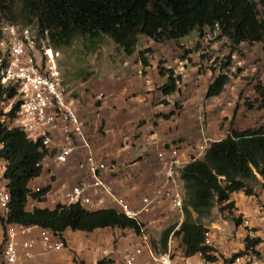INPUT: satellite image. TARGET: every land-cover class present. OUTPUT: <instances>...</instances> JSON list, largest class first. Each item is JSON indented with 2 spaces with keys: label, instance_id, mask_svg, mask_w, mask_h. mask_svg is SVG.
<instances>
[{
  "label": "trees",
  "instance_id": "1",
  "mask_svg": "<svg viewBox=\"0 0 264 264\" xmlns=\"http://www.w3.org/2000/svg\"><path fill=\"white\" fill-rule=\"evenodd\" d=\"M19 2L21 15L28 20L25 27H35L40 34L47 31L50 44L55 49L70 45L80 36L93 41L109 36L127 56H132L138 51L139 60L144 68L143 74H147L145 69L150 65L148 54L154 52V49L146 47L137 50L141 36H146L157 43H166L186 38L196 30L209 28L218 31L217 38L227 39L230 52L226 56L227 61L221 65L220 72L209 83L206 98H213L224 91L232 74L230 67L234 59L233 54L242 52L241 44L261 43L264 49V14L262 15L258 8V3L264 7V0H19ZM8 9L7 0H0V13L7 12ZM188 52L184 49L181 58L187 59ZM158 72L166 77V81L159 87L164 96L181 90L179 86L183 78L181 73H177L172 67H165L162 61L158 64ZM255 90L262 97L260 106L263 107V83L255 84ZM15 93V88H3L0 85V116L1 103L14 97ZM162 102L169 104L166 98ZM246 105L251 108L248 100ZM19 107L20 102H17L10 112L11 117L16 114ZM237 109L238 106L235 113ZM175 114V110H172L170 113L161 112L158 116L168 120ZM175 143H181L182 147V141ZM0 144L2 145L0 154L10 162L7 176L12 196L9 217L11 222L21 226L38 225L49 229L53 235L62 237L65 242L63 233L68 228L92 232L98 228L119 227L131 228L137 234L141 233L145 226L143 222L113 207L89 210L79 203H58L53 209L34 207L28 210L29 200L33 198L44 201L51 190V185L48 184L42 191L33 193L32 198L30 197L31 181L41 176L43 172L42 162L46 150L42 141H34L19 127H9L1 121ZM172 144L169 142L165 147L169 148ZM256 171L264 178V125L241 130L232 129L226 137L211 142L202 156L190 159L181 172L185 187L186 216L178 229L174 230L175 226H169L163 231L161 238L163 248L167 249L168 239L174 232L180 237L187 255L201 251L207 260L216 261L218 256L211 253L213 248L204 244L205 234L209 228L202 219L211 216L216 204H219L222 212L226 210L232 212L235 207V200H230L233 193L242 191L247 196L256 195L250 185V180L257 178ZM263 200L264 194L258 203H263ZM192 211L197 213L199 221L192 219ZM243 214L242 212L237 217V224L241 223ZM258 243L259 240L245 237L244 249L239 253H233L232 257L256 253ZM110 262H112L110 259L104 258L99 260L98 264ZM77 264L86 262L81 260Z\"/></svg>",
  "mask_w": 264,
  "mask_h": 264
},
{
  "label": "rangeland",
  "instance_id": "2",
  "mask_svg": "<svg viewBox=\"0 0 264 264\" xmlns=\"http://www.w3.org/2000/svg\"><path fill=\"white\" fill-rule=\"evenodd\" d=\"M7 5L9 6L8 11L0 13V33L3 32L4 27L10 24L19 25L20 29L28 24V20L21 15L19 0H7ZM258 8L263 15L264 7L258 3ZM218 35V31L205 28L201 31L196 30L186 38L166 43H157L146 36H141L137 50L146 47L154 49V52L148 54L150 65L147 70L145 69L149 73L148 77L151 82L148 85L150 87H144L147 85V83L143 84L146 81V74H143V70L140 73V67H143V65L137 52L132 56H127L124 50L119 48L109 36H103L98 41L80 36L70 45L59 48V65L65 85L68 86L71 97L77 100L78 112L84 122L85 131L89 135L94 154L100 159L107 160L110 166L113 164L117 167L123 165L125 169L134 168L132 177H138L140 175L138 174L140 173L139 170L142 168L135 164L139 160L135 150L143 143L141 141H144L143 139L146 138L147 134L158 129L157 119L162 118L158 116L159 113L162 111L170 113L175 110L176 114L173 115V118L177 119L178 116H181L186 107L184 104L186 103L188 107L191 104L189 97L186 98L187 93L192 90L193 93L198 94L201 85L208 81L211 74L218 73L221 65L227 61L226 56L229 54L230 49L226 52L225 45L228 42L226 39L219 40ZM221 43L222 47L220 46ZM240 46L246 50V53L243 52V49H241V53L236 52V57L230 67L232 73L230 82L233 77L236 79L233 80L232 85H228V82V86L226 85L224 89V95L226 98L235 99L238 91L239 101L236 106L242 105L245 107L244 116L241 120L246 119V124L254 123V125L260 126L264 123V106H260L262 97L256 92L255 84L258 82L264 83V74L261 71L260 58H258V55H262L264 49L261 43L252 45L245 43ZM184 49L189 51L185 60L181 58ZM160 61L165 67H172L183 76L181 83H179L181 90L169 96L173 99V104L169 109L166 107L167 104L162 102L166 96L159 89L166 81V77L161 76L158 72ZM148 88L150 89L147 90ZM140 97L151 100L152 107L146 108L150 110L148 113L138 111L142 105L139 100ZM205 98H200L196 102L197 105H193V114L196 115L201 103L206 100ZM247 100L251 103V108L246 105ZM107 115L111 116L109 123L105 118ZM120 116H123L125 120H119L118 118L121 119ZM148 119L149 121H147ZM166 123L168 126H164V129L167 133L177 126L171 121ZM118 129H121L122 132H118ZM143 133L145 138L142 137ZM178 140H181V137L178 136L175 141ZM86 154L85 150L84 154H75L73 164L79 167V163L85 158ZM44 163L46 169L53 166L51 160H46ZM118 172H112L111 175L116 176ZM147 174L149 177L143 174L141 181L143 180V184L148 187L149 191L144 190V192L139 193L138 203L143 197L153 195L151 187L154 184L150 183V175L148 172ZM256 176V179L250 180V185L257 196L263 195L264 183L262 180L264 178L257 171ZM53 178L52 176L51 179L53 180ZM38 182H31V185L37 186ZM242 197V194L238 196L239 200L242 199V206H244L245 201ZM171 206V201L164 198L155 205L154 210L149 212L154 211L158 213V216H166V219L171 218L170 222L164 220L163 225H166L165 228L169 226L176 227L181 218ZM214 207H217L219 212L223 211L219 204ZM218 209H214V211ZM184 213L183 220L186 216V212ZM192 219L199 221L198 215L194 211H192ZM229 219L232 225H238L235 216H231ZM202 220L207 223V220L211 221L212 218L210 216ZM178 241L181 245V240L178 239Z\"/></svg>",
  "mask_w": 264,
  "mask_h": 264
},
{
  "label": "built area",
  "instance_id": "3",
  "mask_svg": "<svg viewBox=\"0 0 264 264\" xmlns=\"http://www.w3.org/2000/svg\"><path fill=\"white\" fill-rule=\"evenodd\" d=\"M59 57L60 51L50 44L47 31L40 34L35 27L20 29L15 24L3 28L0 33V85L3 88L13 87L16 93L14 97L1 103L0 121L9 127H19L34 141H42L46 150L43 165L46 160L68 163L77 150H85L87 154L79 167L88 172L90 180L67 190L63 204L87 205L92 199L90 191L94 194H98L100 189L110 191L102 177L109 164L99 160L93 152L84 122L64 83ZM17 102H20V107L11 117L10 112ZM180 144L173 143L169 148L159 150L158 159L163 178L152 196L143 197L138 207L130 206L123 198L116 199L126 215L138 219L142 213L150 211L167 198L181 217L179 228L185 214V187L181 172L190 161L183 156ZM9 163L0 154V264H25L28 259L33 258L35 230L42 241V253L62 251L67 247L65 240L53 235L49 229L38 225L21 226L9 220L12 199L7 176ZM46 185L48 184L32 185L30 197L32 198L33 193L42 191ZM241 219L246 237L259 240L256 253L238 254L234 257H225L223 253L222 258L209 261L201 251L187 255L182 245L176 247L172 232L166 251L155 258L154 264H264V200L263 203L256 202L254 210L244 213ZM204 244L213 248L211 253L217 254L220 244L214 239L210 229L205 234ZM146 253L155 256L150 234L143 227L139 241L125 247L121 264H143L142 257Z\"/></svg>",
  "mask_w": 264,
  "mask_h": 264
},
{
  "label": "crops",
  "instance_id": "4",
  "mask_svg": "<svg viewBox=\"0 0 264 264\" xmlns=\"http://www.w3.org/2000/svg\"><path fill=\"white\" fill-rule=\"evenodd\" d=\"M222 39L225 40L226 38ZM220 46L222 47V43ZM225 49L227 52L229 49V42L227 45H225ZM240 49H243L242 46H240ZM243 52L246 53V50L243 49ZM235 57L236 53L233 54V58ZM258 58H260L259 63H261V71L264 74L263 50L262 55H258ZM142 70L143 67L141 66L140 73ZM218 73H215L214 75L211 74L209 76L208 81L201 85L200 92L198 94L193 93L192 90L187 93L186 98L189 97L191 104H189L190 107H188L186 103L184 104L186 107L181 113V116H178L177 119H174L173 116L169 120H165L163 118L157 119L158 129L154 130L150 134H147L146 138L145 134H142V137L148 140L143 139L144 141H141L143 143L135 150V153L137 156H139V160L136 161L135 164L142 168L139 170L140 173L138 174L140 175L138 177H132V175H134V168L125 169L123 168V165L120 167H117L113 164L111 166L110 164L108 165L109 168L107 171L102 173V177L110 191L108 192L104 189H100L98 194H94L93 191H90V195L92 197L91 202L87 205H84L87 209L97 210L101 208L113 207L123 211L116 200L117 198H123L130 206L138 207L141 203V200L138 203L137 199L139 197V193L144 192V190L149 191L148 187L143 184V180L141 181V179H143V174L144 176L149 177L147 172L149 173L150 183L154 184L153 187H151V191L154 192L155 188H157V185L163 178L161 164L158 159L160 147L163 145V147H165V145L169 142L171 144L175 143V140L178 136L181 137V141L183 142L181 148L183 151V156L185 158L192 159L193 157L202 156L211 142L221 140L222 138L226 137L232 129L241 130L247 127L256 126L254 123L246 124V119L241 120L242 116H244V106L240 105L237 109V112L235 113L236 105L239 101L238 91L236 92L235 99L226 98L224 95L225 91H223L219 96L205 98L209 83ZM148 76L149 73L147 72L145 76L146 81L143 82V84L147 83V85L144 87L150 85L151 81ZM235 79L236 78L233 77L231 82L229 81L228 85H232L233 80ZM149 89L150 88L147 90ZM169 96L165 97L169 101V104L166 105L168 109L171 108L173 104V99H171ZM203 97L206 100L204 103H201V107L196 115L193 114V105H197L196 102H198V100ZM71 99L78 110L76 105L77 100H75L73 97H71ZM139 100L142 105L138 111L148 113L150 110H147L146 108L152 107L151 100L145 97H140ZM162 112L168 113V111ZM120 117L121 119L118 118L119 120H125L123 116ZM105 118L109 123L111 116L107 115ZM147 121H149V119ZM168 121H171V123L177 125L172 131L169 129V133H167V131L164 129V126H168L166 123ZM262 125H264V123H262ZM121 129H118V132L121 133ZM77 153L84 154V150L79 149L75 154ZM75 154L68 163H56L51 160L53 166H51L50 169H46V165H44L41 176L32 180L31 182L39 181L37 185L50 184L51 190L47 193L44 201H35L32 199L29 200L27 207L28 210H32L34 207H47L53 209L58 203H65L66 200L64 194L67 190L71 189V187L78 183L90 180L89 174L85 169H81L80 167L73 164ZM99 160L104 159L99 158ZM104 161L107 162V160ZM112 172H118V174L116 176H112ZM52 176L54 177L53 180L51 179ZM240 194H242L244 197H242L245 201L244 206H242V199L239 200L238 198ZM262 196L263 195L247 196L244 192L240 191L231 195L230 200H235V207L233 208L232 212L229 210H226L225 212H219L217 207L213 208V212L211 214L212 220H207L206 226L210 229L212 236L217 240V243L220 244L217 254H215L218 256V259L222 258L221 256L223 253H225L223 256L226 257L244 249L246 231L241 223L237 226L232 225L229 218L231 216H236L237 218L242 212L247 214L251 213L256 206V202L262 199ZM154 209L155 208H152L151 210ZM214 209L218 210L214 211ZM228 215L230 216L228 217ZM138 220L144 223V229H146L150 234L151 246L155 255L151 256L146 253L142 257V262L143 264H154L156 260L155 258L159 254L166 251V249H164L161 244L162 233L166 229V225L163 224L165 222L164 220L170 222L169 220H171V218L166 219V216H158V213L154 211H148L142 213ZM167 221L166 223H168ZM180 221L181 220L178 221V224L174 230L178 229ZM63 234L67 245L65 249L54 253H42V241L40 240L37 230H35L33 233V236L36 238V243L33 249L35 251V256L31 259H28L25 264H77L78 261L81 260L86 262V264H98V261L104 258L110 259L112 261L107 264H121L125 247L128 245H133L139 241V234H137L134 229L131 228L123 229L119 227H106L95 229L92 232L72 230L71 228H68ZM171 236L172 233L168 239V243ZM173 237L174 245L177 247L180 245L178 241L180 237L175 234H173ZM107 252H109V254H107Z\"/></svg>",
  "mask_w": 264,
  "mask_h": 264
}]
</instances>
